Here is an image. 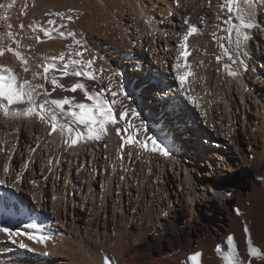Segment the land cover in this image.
<instances>
[{
    "label": "bare ground",
    "instance_id": "1",
    "mask_svg": "<svg viewBox=\"0 0 264 264\" xmlns=\"http://www.w3.org/2000/svg\"><path fill=\"white\" fill-rule=\"evenodd\" d=\"M131 1L135 15L130 10L124 19L129 27L133 25L131 23L136 24L137 36H133L128 26L119 27V21V25L112 19L113 23H107V18V24H104L100 16L97 18L99 22L96 20V29L89 26L90 18L98 15L100 6L104 7L100 0L99 9L97 0L71 4L76 18L81 16L77 18L81 20L77 21L78 25L71 14L74 21L70 26L74 27L75 33L89 35L90 32L87 39L84 35L78 36L84 43L83 49H87L82 56H86L85 59L88 55L89 59L93 57L96 69H89L87 64L83 68L82 62L83 66L72 63L77 57L70 56L67 49L73 44L72 51L75 48L76 52H81L80 47L66 33L63 37L59 35L50 39V33L46 31L48 25L44 24L27 26L39 30L32 31L35 35L29 33V37L23 32L18 33L19 38L2 33L5 38L1 37L0 44L7 46L4 53L8 55V64L5 65L20 67L22 61L20 56L14 55L15 52L22 53L30 40H34V48L47 55L45 64L42 63L51 68L48 80H41L51 93L46 97L48 100L68 97L74 98V103L90 104L89 97H95L96 92L103 91L108 100L109 89L118 91L122 88L127 98L121 94L116 96L115 108L118 110L113 112L114 115L118 116L125 109H135L139 117L129 115L126 118L135 124L129 128L128 135L139 129L138 139L143 140L145 136L156 138L168 150V155L150 151L151 144L147 148L138 144L122 147L123 141L116 129L126 127L121 119L123 114L121 118L116 117V123L107 126L106 134L99 140L81 138L69 146L66 135L59 131L50 134L48 119L5 116L0 110V179L5 181L0 184V229L8 227L13 233H21L10 238L0 231V264H102L105 254L113 255L119 264H192L188 257L196 252L202 253L201 264H225L217 247L224 245L229 233L238 237L245 262L256 261L246 251L247 233L264 249V0H253L255 15L252 22L256 26L245 29L249 39L242 43L239 51L234 43H229L228 33L224 31L227 27L224 21L229 16L225 0H178V3L177 0H151L154 6L150 4V7L158 9L163 16L159 23L150 20L151 15L146 13L150 10L144 12L143 5L135 2L137 0ZM49 4V0H42L39 5L46 7ZM17 6L15 9L20 8ZM42 9L31 10L36 17L28 21L29 24L45 20L48 12ZM103 11L99 15L103 16ZM233 22H237L234 14ZM103 24L106 26L101 43L97 36ZM189 25H196L198 30L183 41ZM41 26L45 27L44 31ZM72 27L70 31H73ZM15 31L12 33L16 34ZM257 36H261L258 41ZM216 38L220 41L213 43ZM15 39L20 41L17 46L14 45ZM66 41L71 42H67L68 48L64 47ZM184 44L190 53L186 65L182 55ZM216 44L221 56L217 55L219 48H215ZM225 48L231 53V59ZM198 49L209 50L212 59L206 57L215 61V64L208 62L216 69L212 71L210 68L208 78L205 75L207 79L203 82L201 78L196 85L198 88L193 83L195 89L204 92L200 94V108L187 98L193 86L190 83L194 80L192 71L183 86L178 79L199 55L196 54ZM241 60L247 65L246 69L239 63ZM123 69L131 78L122 73ZM86 70H91L96 79L74 74ZM64 71L67 76L63 75ZM229 71L238 74L231 76ZM15 73L19 75L17 71ZM32 73L27 72L29 80L33 79ZM53 78L56 85L50 83ZM149 81L155 84L151 85L152 90ZM167 82L170 85L165 87ZM75 83H82L85 88L73 93L71 87ZM133 83L138 85L136 89L143 90L142 98L137 97ZM39 91L38 103L45 98L44 90ZM147 91H150L148 97ZM26 106L12 105L11 108ZM65 110H71V106L66 105ZM56 111L61 117L59 123L70 120L60 109ZM148 114L152 115L153 121ZM128 150L135 155L128 156ZM148 153L155 160L151 157L147 160ZM252 162L258 164L257 168L253 166L254 171L249 167ZM148 170L146 177L144 173ZM195 170L199 171L194 175ZM21 171L22 179L16 180L15 174ZM215 174L226 181L215 180ZM228 198L229 204L226 202ZM35 211H39L37 216H34ZM234 219L239 224L237 227ZM32 224L37 227L30 228ZM201 234L206 236L193 242V236L201 237ZM41 236L43 240L32 238ZM130 254L132 258H129ZM260 262L264 264V258Z\"/></svg>",
    "mask_w": 264,
    "mask_h": 264
},
{
    "label": "snow or ice",
    "instance_id": "2",
    "mask_svg": "<svg viewBox=\"0 0 264 264\" xmlns=\"http://www.w3.org/2000/svg\"><path fill=\"white\" fill-rule=\"evenodd\" d=\"M178 3V0H177ZM227 11L229 13L228 18L224 21V24L227 27L224 28V31L228 33L226 37L229 43H234L237 51L241 49L242 43L249 39V36L245 29L254 28L256 25L252 22V19L255 15V6L253 0H243V6H241V0H225V5ZM3 7V5H0ZM72 10L70 9L69 12ZM233 14L235 15V20L237 22H233ZM57 15L62 16L63 19L67 22H72L74 17L71 14L64 15L61 13H57ZM48 23L50 25H55L56 21L49 20ZM185 24H188V21L185 20ZM67 25L62 23L61 27H66ZM9 27H11L9 25ZM24 25H21L23 28ZM196 25H189V30L186 35H184V41H187L189 36L197 32ZM233 33L235 34V38L233 40ZM68 36L73 38V41L79 45L81 42L76 39V33L74 31H68L66 33ZM12 33H9L11 36ZM61 36L65 35V32H60ZM18 42V41H17ZM185 51L182 53L185 57V65H186V57L190 54L187 52V44L182 45ZM9 51H13L11 48ZM225 53L229 55L231 59V53H229L228 49L225 48ZM4 48L0 46V55H3ZM15 55L21 56L19 51L15 52ZM78 56H82L83 52H78ZM63 59V57H61ZM219 60L220 58L217 57ZM22 62L27 65L28 60L26 57L22 58ZM72 63L80 64L81 60L76 59L73 60ZM89 69L93 65V60L88 59L86 61ZM244 68H247V65L243 60L239 62ZM179 67V65H177ZM225 68L228 69L229 65H225ZM0 69H3L5 74H0V110L3 111L5 116L13 115V116H37L41 120L48 119L51 127V133H55L59 131L62 135H66L67 143L69 146L76 144L81 141V138L84 140H99L103 135L107 132V126L109 124L116 123V115L113 113V105L118 103L115 99L119 94L124 95L125 99L127 98V93L124 92L122 88H118V91H111L112 99L106 100L104 97L103 91H98L95 93V97H89L92 100V103H74V98H62V99H53L48 100L46 97L51 95L48 90L44 87L43 84L33 83L29 79H20L14 70L10 67H6L5 65H0ZM29 68L27 66L24 67V72L27 73ZM51 72V68L49 66H43L42 72H33V80L37 77L48 80V74ZM76 76L86 75L91 80H95L96 76L91 70H86L83 73L77 71L74 73ZM238 73L236 71H229V75L236 76ZM63 75L67 76V71H64ZM191 75L190 72H185L182 75L178 76V79L183 86L187 77ZM50 83L52 85H56L57 81L53 78ZM85 85L82 83H75L71 87V92L75 93L77 89H83ZM40 89H43L44 99L42 102L38 103V98L41 96ZM55 88H53V91ZM108 91V89H105ZM189 101L195 104V99L193 96L187 97ZM122 103V102H120ZM27 105L24 108H11L12 105ZM71 106V110H65V106ZM56 109H60L63 112L64 117H70V120H67L65 123H59L61 119L60 115L57 113ZM133 117H139V113L135 109H125L123 115L128 117L129 115ZM83 126V127H81ZM129 127L126 126L124 129L117 128L116 132L118 135H121L123 145H132L138 144L141 148H147L149 144H151L150 151L159 152L162 155H168V150L159 143L156 138L145 136L143 140L138 139L139 129H134L132 135H128ZM142 127V125H141ZM27 167V165H25ZM4 171L7 173L8 169L5 168ZM23 177V171L15 174L14 178L16 180H21ZM123 179V177H121ZM5 181L0 179V184H4ZM35 184V181H32ZM16 185H13L15 187ZM239 210H237L238 212ZM167 215V213H164ZM30 228L35 229L37 225L32 224L29 225ZM4 233L8 234L11 238L13 236H19L20 232H15L8 228L3 227L0 229ZM247 231V229H245ZM34 239L43 240L44 237H32ZM231 239V237L229 238ZM21 247H26V245L21 244ZM219 246L217 247V251H219ZM253 255H260L258 249H251ZM202 253L196 252L191 254L188 259L192 262V264H201L200 256ZM225 259L227 260V264H243L240 258L236 255L235 249L232 252H229Z\"/></svg>",
    "mask_w": 264,
    "mask_h": 264
},
{
    "label": "rangeland",
    "instance_id": "3",
    "mask_svg": "<svg viewBox=\"0 0 264 264\" xmlns=\"http://www.w3.org/2000/svg\"><path fill=\"white\" fill-rule=\"evenodd\" d=\"M6 1H7V3H6ZM37 0H0V5H3V7H0V42H2L1 40V37H3V38H5L3 35H2V33H12L13 31H15L16 29V31H17V33L16 34H13L12 33V35L10 36L11 38H13V37H15V38H19V36L22 34V32H23V34H26L27 36H28V34L31 36V34H32V31L34 32H37V31H39L37 28H34L33 30L31 29V28H28V27H31V26H39V24H44V25H48V30L46 29V31H47V33H50V34H48L49 35V37H50V39L51 38H54V37H58L59 35H60V32L61 31H65V33H67L68 31H70L71 29V27L72 26H70V23L69 22H66L64 19H63V17H61V16H57V13H61V14H64V15H68V14H73L74 16H75V14L73 13L74 12V6H72L71 4H73L74 5V3H76V5H81L82 3H84L85 2V0H49V2H50V4L48 5V6H46V7H41L39 4H40V1H42V0H38L37 2H36ZM55 1V2H54ZM99 0H97V2H96V4H98L99 2H98ZM101 1V5L104 3V7H103V5H102V7L100 6V8L101 9H99V5H100V3L98 4V9L100 10H98V15L96 16V17H94L93 19L92 18H90V25L89 26H91L92 28H97L96 27V23H97V21H98V17L100 16V19L101 18H103L104 20H103V23L104 24H107L109 21L111 22V23H113V21L112 20H114V23H116L117 25H119V23L117 22V21H119L121 24L119 25V27H121V28H126L128 25H127V23H126V19H124L125 17H128L127 15H129V13H130V10H131V13H133V15H135V12H134V10L133 9H131V6H133V1H131V0H119V3L117 2L118 0H114V3H113V0L111 1V0H100ZM106 1H108V2H105ZM110 1V2H109ZM135 1V0H134ZM143 1H145V0H143ZM142 0H137V1H135V2H137V3H139V5L141 4V5H143V6H141V9L144 11V12H146V11H148V10H150V11H148V12H146V13H149V15H151V16H149V18H150V20H152V21H157L156 23H159V21H161V18L163 17L162 16V14H159V10L158 9H156L155 10V8L153 7L154 5L153 4H151V3H153V1H149V0H146L145 1V3H147V5L145 4V3H142L143 2ZM81 4H80V3ZM129 2H131V3H129ZM17 3V4H16ZM58 3L60 4V5H58ZM109 3V4H108ZM127 3H129V4H127ZM149 3V4H148ZM51 4H53V5H51ZM111 6L110 8H109V6ZM121 4V5H120ZM127 4V5H126ZM153 5L152 7H150L151 5ZM17 5H20V8L19 9H15L16 7H18ZM30 5V6H29ZM63 5V6H62ZM113 5V6H112ZM131 5V6H130ZM145 5V6H144ZM106 6H108V8L106 7ZM115 6V7H114ZM36 7L37 8H39V10H41L42 8H44V9H42L43 11L44 10H46L47 9V11L46 12H48L49 13V15H47L46 14V17H45V20H42V21H45V22H37V21H34V22H32L31 24H29L30 22H28V21H33L34 19H35V17H36V13H32L31 12V10H33L34 8L36 9ZM62 7V8H61ZM126 7V8H125ZM130 7V8H129ZM27 8V9H26ZM29 8V9H28ZM53 8H55V9H53ZM103 8V9H102ZM107 8V9H106ZM116 8V9H115ZM125 8V9H124ZM146 8V9H145ZM153 8V9H152ZM15 11H17L18 10V13H16V14H14V10ZM64 9V10H63ZM72 10L71 12H69V10ZM104 9H106V10H104ZM124 9V10H123ZM23 10V11H22ZM104 10V11H103ZM108 10H111V11H109L108 12ZM146 10V11H145ZM20 11V12H19ZM22 11V12H21ZM26 11H27V13H26ZM28 11H29V13H28ZM42 11V12H43ZM57 11V12H56ZM105 12V13H102L103 14V16L101 15V13H100V15H99V12ZM107 11V12H106ZM125 11V12H124ZM129 11V12H128ZM133 11V12H132ZM45 12V13H46ZM50 12H52V14L50 13ZM124 12V13H123ZM112 13V14H111ZM156 13V14H155ZM28 14V15H27ZM104 14H105V16H104ZM107 14H109V16L107 15ZM123 14V15H122ZM15 15V16H14ZM26 15V16H25ZM30 15H32V16H30ZM53 15H55V18H54V16ZM107 15V16H106ZM122 15V16H121ZM148 15V14H147ZM160 15H161V17H160ZM13 16L15 17V19H13ZM35 16V17H34ZM48 16H50V17H48ZM52 16V17H51ZM132 16V15H131ZM154 16V17H153ZM167 15L165 14V17H166ZM106 17V18H105ZM32 18V19H31ZM48 18V19H47ZM55 20H54V19ZM59 18H60V20H59ZM77 18L79 19V18H81V16L80 17H78L77 16ZM76 18V16H75V22L77 23V21H80V20H78ZM107 18H109V20L107 19ZM157 18V19H156ZM260 18H262V17H260ZM29 19H31V20H29ZM54 20V21H56L57 23H55V25H50V24H48V21L49 20ZM106 19L108 20L107 21V23L105 22L106 21ZM112 19V20H111ZM118 19V20H117ZM122 19V20H121ZM133 19H134V17H133ZM156 19V20H155ZM97 20V21H96ZM27 21V22H26ZM73 21H74V19H73ZM61 22V23H60ZM99 22V21H98ZM109 22V23H110ZM62 23H64V24H66L67 26L66 27H61V24ZM79 23V22H78ZM77 23V24H78ZM94 23V24H93ZM123 23V24H122ZM29 24V25H28ZM37 24V25H36ZM102 25V27L104 28H102L101 27V30H99V32L101 31V33H99V36H97V39L99 40V42H101L102 43V41H104V38H103V31H105V27L104 26H106V25ZM131 24H133V25H131L130 27L128 26V29H131V31H132V33H133V36H134V34H135V36H137V34H136V29H137V26H134V25H136V24H134V23H131ZM9 25L11 26V27H9ZM21 25H24V27L23 28H21ZM79 25V24H78ZM95 25V26H94ZM122 25V26H121ZM28 26V27H27ZM54 26V27H53ZM94 26V27H93ZM134 26V27H133ZM19 27V28H18ZM42 30L45 28L44 26H41L40 27ZM59 28V29H58ZM61 28V29H60ZM67 28H69V29H67ZM37 29V30H36ZM54 29V30H53ZM45 30V29H44ZM43 30V31H44ZM72 30L75 32L76 30L74 29V27H72ZM15 31V32H16ZM57 31V32H56ZM87 33L89 32V31H86ZM262 32V31H261ZM18 33H20V35L18 34ZM78 33V32H77ZM76 33V35H77V38H78V40H79V36H82V35H84V39H87V38H89V36H90V32L88 33L89 35H87V34H83V33H78L77 34ZM36 34V33H35ZM35 34H32V35H35ZM100 34H102V35H100ZM66 35V34H65ZM79 35V36H78ZM6 36H7V34H6ZM29 37V36H28ZM63 37V36H62ZM70 37V36H69ZM260 37L261 36H257V41L258 40H260ZM72 38V37H71ZM102 40H101V39ZM138 38V37H137ZM41 40L40 38H37V40ZM180 39V38H179ZM183 39V38H182ZM218 38H216V40H213L212 42L214 43V41H217V42H219L220 40L218 39ZM36 40V41H37ZM18 41V42H17ZM31 41V43H28V44H30V45H28L27 44V46H25V48L23 49V51H22V53H21V56H20V59H21V61H22V58L23 57H26L27 59H29L28 60V68H29V71L32 73V72H37L38 70L40 71V72H42V70H43V66H44V62H45V60L47 59L46 57H47V55L44 53V51H42L41 49L39 50V49H35L34 48V46L36 45V43H34V40H30ZM184 41V40H183ZM183 41H182V43H183ZM20 41L18 40V39H15L14 40V45L15 46H17V44L19 43ZM70 44L71 42L70 41H66L65 43H64V47H66V48H68L69 46V44ZM34 43V44H33ZM66 43H67V45H66ZM75 45H76V43H74ZM82 44H83V47H84V43L82 42V43H80L79 45H78V48L79 49H81L82 51H83V54H85L86 53V51H87V49L85 48V49H83V47H82ZM5 44H0V46H3V48H4V51H3V55H0V65H5V64H8V63H6L7 61H8V55L7 54H5L4 52L6 51V49H7V46H4ZM34 45V46H33ZM72 45V46H71ZM33 46V47H32ZM70 46L73 48V44H70ZM71 47H70V49L68 48L67 49V51L68 52H70L69 54H70V56H72L73 57V55H74V57L73 58H76V59H82V63L84 64V66H83V64H81L82 66H83V68H85L87 65V63L84 61V60H88L89 59V55H88V59H85V58H87L86 56H78L77 55V53L78 52H76V50H75V48L73 49V51H72V49H71ZM216 47H218V45L216 44V46H215V48ZM31 48V49H30ZM66 48H65V50H66ZM219 48V47H218ZM33 49V50H32ZM35 49V50H34ZM101 50H104L103 48H101ZM24 51H25V53H24ZM27 51V52H26ZM29 51V52H28ZM81 51V52H82ZM208 51V52H207ZM207 51H205V49H202L201 51L198 49L197 50V52H196V54L198 53L199 55H197V56H195L194 57V59H193V61H192V64L186 69V71L187 72H191L192 71V78L194 79H192L193 81H190V83H192L191 85H193V86H191V88H190V90L188 91L189 92V96H193L194 97V99H195V104L194 105H199V102H200V94H202L203 95V93L204 92H202L201 90H197V89H195V87H196V85H199L198 83L201 81V78H202V82H203V80H205L206 81V79L208 78L207 76H209V75H207L208 73H209V70H210V68L215 64V61L214 60H210L209 58H211V54L209 55V50H207ZM40 52V53H39ZM97 52H99L98 50H97ZM42 53V54H41ZM27 54V55H26ZM31 54V55H30ZM201 54V55H200ZM205 54V55H204ZM220 54H222L221 53V50H220V48H219V51H218V54L217 55H219V56H221ZM15 55V54H14ZM38 55V56H37ZM209 56V58L208 57H206V56ZM30 57V58H28V57ZM36 56V57H35ZM76 56V57H75ZM200 56V57H199ZM202 56H204L203 58H202ZM40 57V58H39ZM85 57V58H84ZM91 57V56H90ZM189 57H190V54H189ZM199 57V58H198ZM215 57H217V56H215L214 55V58ZM93 57H91V59H92ZM202 58V59H201ZM204 58H206V59H208V60H204ZM40 59H41V61H40ZM212 59V58H211ZM31 60V61H30ZM33 60H36V61H33ZM93 60V59H92ZM212 61V63H214V64H212V63H209L210 61ZM39 61V62H38ZM209 61V62H208ZM36 64H35V63ZM44 64H43V63ZM85 62V63H84ZM203 62H205V64H203L202 65V63ZM208 62V63H207ZM198 64V65H197ZM200 64V65H199ZM209 64V65H208ZM40 65V66H39ZM86 65V66H85ZM209 66V67H206V66ZM6 66V65H5ZM8 66V65H7ZM6 66V67H7ZM12 66H14V65H12ZM16 66V65H15ZM14 66V67H15ZM18 66V67H17ZM16 66V68L15 69H13V70H15L14 72H16L17 71V73H19L18 71H20V73H19V75H18V77L20 76V74H21V76L19 77L21 80L22 79H29L28 78V76H27V73H25L24 72V67L26 66L23 62L21 63V65H20V67H19V65H17ZM31 66V67H30ZM204 67V68H201V67ZM14 67H12V68H14ZM36 67V68H35ZM192 69H191V68ZM91 68H95L93 65L91 66ZM205 68H208V71H206V69ZM215 68V66L214 67H212V71L213 70H216V69H214ZM34 69V70H33ZM96 69V68H95ZM189 69V70H188ZM201 69V70H200ZM205 69V70H204ZM23 73H25L24 75H22V72ZM100 71H103V69L101 68L100 69ZM0 72H2V74H4V71H3V69H0ZM203 72V73H202ZM122 73L127 77V78H131V76L128 74V72L127 71H125V69H123V71H122ZM206 73V74H205ZM32 75H33V73H32ZM205 75H206V79L204 78L205 77ZM196 76H197V78L198 79H196ZM25 77V78H24ZM40 77H37L36 78V80H33V79H31V81L33 82V83H38V84H41V80H42V78H40ZM37 79H38V81H37ZM195 84V87H194V84ZM149 85H150V89L152 90V87H151V85H155L154 84V82L153 81H149ZM170 85V83H168L167 82V84L165 85V87H167V86H169ZM133 87L136 89V87H138V85H136V83H133ZM194 88V89H193ZM196 88H198V87H196ZM112 89V88H111ZM111 89H109V92L110 91H112ZM193 89V90H192ZM137 91H136V94H137V97H139V98H142L143 96H144V94H143V90H139V89H136ZM195 93H194V92ZM200 92V93H199ZM109 95H110V93H109ZM118 95H120V94H118ZM146 95H147V97L148 96H150V91H147L146 92ZM109 98V99H108ZM199 98V99H198ZM107 99L110 101L111 99H112V97H111V95L109 96V97H107ZM116 99V98H115ZM198 101V102H197ZM143 102V101H142ZM117 104V103H116ZM211 105H212V101H211ZM115 106H117V105H113V112H115L116 111V109L118 110V107L117 108H115ZM199 108H200V105L198 106ZM118 112H121L120 111V109H119V111ZM60 114H62V113H60ZM123 113L121 112L120 114H118V116L121 118V115H122ZM131 115V114H130ZM118 116H116V117H118ZM123 116V115H122ZM148 116V118L151 120V121H153V117H152V115L150 116L149 114L147 115ZM166 116H168V114L166 115ZM165 116V117H166ZM172 117V116H171ZM127 117H125L124 118V116H123V118H121L122 120H124L125 121V125L126 126H130L129 128H132V125L134 126L135 124H133L132 122H130V121H128L127 119H126ZM167 118V117H166ZM128 123V124H127ZM190 146V145H189ZM87 150V149H86ZM88 152V151H87ZM130 152V153H129ZM128 156L130 155V154H134L135 155V152L134 153H131V150H128ZM190 154V153H189ZM147 155V160L149 159L150 160V157H151V159H153L154 158V160H155V157H153V155H151V154H146ZM105 157V156H104ZM133 158H135V156H133ZM15 159V158H14ZM137 159H140V157L138 158V156H137ZM254 163L255 162H252V164H250V166L249 167H252L251 168V170H253L254 169V167L253 166H255V168H257V166H258V164L257 163H255V165H254ZM206 169H208V167L206 168ZM76 167H75V172H76ZM120 170H121V168H120ZM209 170H211V168H209ZM199 171V170H198ZM197 170H195V172H193V174L195 175L197 172H198ZM254 171V170H253ZM138 172V171H137ZM137 172H135V174H138ZM149 172H150V170H148L146 173H144V175L145 174H147V175H145L146 177H148V175H149ZM202 172V171H201ZM63 175V177H61L62 179H61V182H63V179H64V174H62ZM135 176H138V175H135ZM196 177V176H195ZM199 177V176H198ZM213 177H215L216 179L215 180H220V181H226V180H224V179H222L218 174H215V175H213ZM212 177V178H213ZM214 180V181H215ZM218 180V181H219ZM60 181V180H59ZM260 182H261V179H260ZM260 182H259V184H260ZM84 183H86L85 181H84ZM86 185H87V183H86ZM258 187V186H257ZM256 189V188H255ZM262 191H263V189H262ZM149 192V191H148ZM261 194V193H260ZM263 194V193H262ZM261 194V195H262ZM263 197V196H262ZM49 199H52L53 200V197L52 198H50L49 197ZM263 199H264V197H263ZM226 202H227V204H229V202H230V200H229V198L228 199H226ZM14 203V202H13ZM71 202L69 201V204H70ZM262 203V202H261ZM72 204V203H71ZM70 204V205H71ZM69 205V206H70ZM73 205V204H72ZM232 205V204H231ZM35 213V215L36 214H38V211H35L34 212ZM71 213V212H70ZM143 215H145V213L143 214ZM171 219L173 220L174 219V217L172 216L171 217ZM233 222H235L234 223V226L235 227H237L238 225H237V223L238 222H236V220L234 219V221ZM145 231V230H144ZM111 233H113V231H111ZM112 235H115V232L112 234ZM202 235V234H201ZM204 236H206V235H202L201 237H200V235H197L196 237H194L193 236V242H196V239L197 238H200V239H202V237H204ZM133 257V255L132 254H130L129 255V258H132ZM148 259H152V258H148Z\"/></svg>",
    "mask_w": 264,
    "mask_h": 264
}]
</instances>
